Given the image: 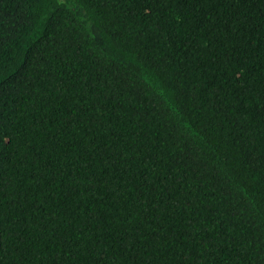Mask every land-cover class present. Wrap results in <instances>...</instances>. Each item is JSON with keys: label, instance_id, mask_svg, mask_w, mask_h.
<instances>
[{"label": "trees", "instance_id": "1", "mask_svg": "<svg viewBox=\"0 0 264 264\" xmlns=\"http://www.w3.org/2000/svg\"><path fill=\"white\" fill-rule=\"evenodd\" d=\"M260 31L264 0H0V264H264Z\"/></svg>", "mask_w": 264, "mask_h": 264}, {"label": "snow or ice", "instance_id": "2", "mask_svg": "<svg viewBox=\"0 0 264 264\" xmlns=\"http://www.w3.org/2000/svg\"><path fill=\"white\" fill-rule=\"evenodd\" d=\"M77 2H79V0H77ZM98 34L99 33L97 32V35ZM247 42L248 43H256L259 48L264 49V31H260L256 35L255 41H253L252 37H248L247 38ZM112 59L113 60L117 59V55H113ZM0 134L4 135L7 138L4 141H0V147L6 146L7 144H10L12 142V140L15 138L14 134H10V133H7V132H0ZM2 186H3L2 183H0V187H2ZM177 203H179V201H177ZM185 203H187V202H185ZM129 215H131V213H129ZM191 235H192V238L194 240L195 239V232L191 233ZM201 243H203V242L201 241Z\"/></svg>", "mask_w": 264, "mask_h": 264}]
</instances>
